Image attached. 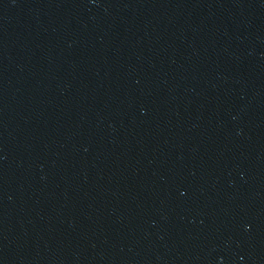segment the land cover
I'll list each match as a JSON object with an SVG mask.
<instances>
[{"label":"water","instance_id":"obj_1","mask_svg":"<svg viewBox=\"0 0 264 264\" xmlns=\"http://www.w3.org/2000/svg\"><path fill=\"white\" fill-rule=\"evenodd\" d=\"M0 264H264V0H0Z\"/></svg>","mask_w":264,"mask_h":264}]
</instances>
